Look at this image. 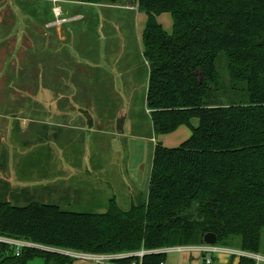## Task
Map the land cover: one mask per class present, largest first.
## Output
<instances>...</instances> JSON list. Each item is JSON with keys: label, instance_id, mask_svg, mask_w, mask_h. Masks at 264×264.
I'll return each instance as SVG.
<instances>
[{"label": "trees", "instance_id": "16d2710c", "mask_svg": "<svg viewBox=\"0 0 264 264\" xmlns=\"http://www.w3.org/2000/svg\"><path fill=\"white\" fill-rule=\"evenodd\" d=\"M113 6L125 0H61ZM147 17L142 32L149 66L146 107L156 135L181 126L191 135L178 147L153 149L143 200L104 213L63 210L32 202H0V235L30 242L16 257L0 247V264L72 260L50 250L86 253L149 251L143 264H160L165 247L215 246L258 254L264 231V0H133ZM169 14L166 32L156 20ZM228 59L230 83L241 102L220 103L215 62ZM202 78V81L201 79ZM198 126L192 127V119ZM237 245L235 246V243ZM238 264H255L239 258Z\"/></svg>", "mask_w": 264, "mask_h": 264}, {"label": "crops", "instance_id": "0c3cea01", "mask_svg": "<svg viewBox=\"0 0 264 264\" xmlns=\"http://www.w3.org/2000/svg\"><path fill=\"white\" fill-rule=\"evenodd\" d=\"M62 3L65 4V10L59 7L64 14L62 17L73 16L76 21L57 24L54 20L45 24V32L53 38L45 36L44 57L57 58L58 65L57 68L48 65L44 71L45 76L58 78L60 97L71 103L58 106L0 103V154L16 152L10 154L5 163H0V202L13 206L37 202L72 211L70 208L79 207L77 201L82 199L85 189L90 188L82 183L83 173L92 179L99 174L112 177L106 162L112 156L128 160L132 151L133 154L140 153L147 143L152 146L153 153L158 143L173 148L191 135V129L186 126L167 135H156L153 131L150 111L146 107L149 66L143 56V30L139 31V28L144 29L146 15L137 8ZM72 5L79 7L80 12H72L69 7ZM115 10L122 11V16H130L131 23L137 22L136 35L132 37L131 34L128 39L121 33L120 26L107 18ZM156 20L166 32L171 20L172 29V19L166 15L157 16ZM24 26L22 29L27 30ZM84 35L87 36L85 39ZM53 42L58 45L54 47ZM7 52L9 57L7 45L0 43V80L9 78ZM3 73H6L5 77ZM19 78L16 76L15 79ZM85 89L90 91L85 92ZM74 96L77 102H72ZM34 111L43 114H32ZM196 121L198 119L194 118L190 122L194 128L198 126ZM90 157L98 162L94 169L89 164ZM77 162L84 170L75 167ZM70 182L73 190L65 199L67 202H63L60 192L66 196V186ZM105 184L108 188L109 182ZM133 194H129V206L136 200ZM108 197L107 203L115 200L114 192H109ZM105 209L103 205L91 213H104Z\"/></svg>", "mask_w": 264, "mask_h": 264}, {"label": "rangeland", "instance_id": "374dc122", "mask_svg": "<svg viewBox=\"0 0 264 264\" xmlns=\"http://www.w3.org/2000/svg\"><path fill=\"white\" fill-rule=\"evenodd\" d=\"M14 1L15 0H0V43H4V45H7L9 53L15 55L14 57H11L9 54L8 57V52L6 54L7 58L10 59V73L9 78L0 80V103H32L35 105L50 103L56 106H58L60 103H69L70 101L68 99L60 97V94L58 92V78L53 79V77L45 76L44 71V68H46V66L48 65H51L52 67L56 68L58 65L57 58L53 59L49 56L44 57L43 53L44 39L46 38L45 36H48L50 39L53 38L51 35H47L44 30L45 24L56 20L53 12L55 7V4H53V0H22L19 4L14 3ZM54 1H56V7L59 6L62 10H65V4L62 2H77L61 0ZM113 6L130 7L135 9L137 8L135 5V1L133 0H125L122 3H117ZM69 7L72 9V12H80L79 9H77L79 7L77 6L72 5ZM15 8L18 9V11L15 10ZM122 13V11L115 10L114 12L110 13L107 18L111 19L113 23L118 24L120 26L121 33L124 34L128 39H130L131 34L133 37V35H136L137 33V22L134 21V23H131V17L128 15L122 16ZM62 15H64L63 12ZM162 15H166V17L171 19V16L169 14ZM141 16L142 18H144L143 15ZM63 18L66 20L65 24L74 23L76 21L74 20L75 18H73V16ZM161 19L163 20V17ZM169 23L170 27L168 28V32H170L171 30V20H169ZM131 24H134V27H132ZM23 25L27 27V30L22 29ZM15 26L16 30H14ZM142 30L143 27L142 29L139 28L140 33ZM84 33L89 34L88 32ZM16 36H23V38L22 40H19V38ZM85 37L87 36L84 35L83 38L85 39ZM52 44H55L54 47L58 45L55 42H53ZM228 65V59L223 54L219 56L214 65L215 71L219 76V79L221 80L223 86L221 88V95H219L221 97V104H226L230 102H241L240 100L243 99L242 97H244V95L240 94V92L236 89L235 86L229 84L230 78L227 70ZM2 76L5 77L6 73H3ZM16 76H20V78L15 79ZM48 91L50 92V94L47 93ZM89 91L90 89H85V92ZM71 99L72 102H77L75 101L77 97L75 98L74 96ZM85 102L87 101L85 100ZM56 110L57 108H55V111ZM32 114L42 115L43 113L39 111H34ZM196 123L198 124V121H196ZM101 125L104 126L103 123ZM188 137L186 139H188ZM180 144L175 145V147H178ZM126 145L130 146V144ZM15 153V151H13V153H10L9 151H7V153H1L0 155L2 161H0V163H5L8 159L7 157H10V154ZM152 156V146L147 143L140 153L137 152L136 154H133L132 151L130 159L128 160L125 159V157L123 158L122 156H116V158L112 156L109 161L106 160L107 164L109 163L107 168L111 169L108 171V174L112 177H102V175L99 174L92 179L87 178L88 174L83 173L82 183L86 186L89 185L90 188H86L83 192L82 199L80 201H77V206L79 205V207H71L70 210L74 212L91 213L92 211H95L103 205L107 209L109 192H114V201L117 206H119L122 210H127L129 208L128 197L130 192L135 194H133L136 199L135 201L139 202L140 200H143L148 190ZM89 164L91 168L94 169L95 164H98V162H96L90 157ZM78 166L79 163L77 162L75 164V167L80 168V170H84L81 165L80 167ZM126 169L128 170L127 172L124 171ZM72 181H74V178L72 179ZM106 181L109 182L108 188L105 184ZM71 184L72 182H70L69 185L66 186V196L62 194V192H60V195L63 196V199H61V201L64 200L63 202H67L65 199L68 197V194L71 193L73 190ZM25 188L28 189L29 186H25ZM95 188L99 189V191L95 190ZM95 192L97 193V195ZM95 205L97 207H95V209L90 210V208H94ZM80 207L83 209H79ZM260 241L261 242L257 253L258 255L264 257V231L261 234ZM237 242L238 241H236L235 246L237 245ZM213 248L216 249V251L204 254L200 251H192L191 253L168 252L164 257L163 263L204 264L205 259H211L212 264H238V257L233 256L231 253L234 251V249L220 248L218 246H215ZM203 255L205 256L204 258L202 257ZM69 259L72 260L70 264H95L92 260L88 259H72L71 256L69 257ZM29 264H43V261L41 258L36 257Z\"/></svg>", "mask_w": 264, "mask_h": 264}, {"label": "built area", "instance_id": "2783aa9c", "mask_svg": "<svg viewBox=\"0 0 264 264\" xmlns=\"http://www.w3.org/2000/svg\"><path fill=\"white\" fill-rule=\"evenodd\" d=\"M54 6V15H55V22L57 24H62L65 23L66 20L62 17V13L60 12L59 6L56 7V1L53 0ZM60 21V22H59ZM9 246L14 252V255L16 257H19L21 255V251L23 249H30L33 247H36V245L23 241L20 239H15L12 237L0 235V247L1 246ZM54 253H57L59 255H63L66 257H72L74 258H82V259H88L92 260L95 264H143V258L147 254H149V251L145 250L144 248L137 250V251H132V252H122V253H104V254H95V253H86V252H81V251H65V250H59V249H52L50 250ZM192 251H200L201 253H211L213 251H216L212 246H207V245H202V246H197V247H188V246H177V247H165L161 248L154 253H159V254H165L168 252H187L191 253ZM233 256H237L238 258H248L251 259L255 262V264H262L264 263V257L250 253V252H244L240 250H234L231 252ZM205 256L203 255V258ZM160 264H164L161 262ZM204 264H212V260L210 259H205Z\"/></svg>", "mask_w": 264, "mask_h": 264}, {"label": "water", "instance_id": "95a60500", "mask_svg": "<svg viewBox=\"0 0 264 264\" xmlns=\"http://www.w3.org/2000/svg\"><path fill=\"white\" fill-rule=\"evenodd\" d=\"M201 81H202V78H201ZM203 242L207 246H215L217 242V238L214 234H206L203 238ZM52 264H56V263H52Z\"/></svg>", "mask_w": 264, "mask_h": 264}]
</instances>
